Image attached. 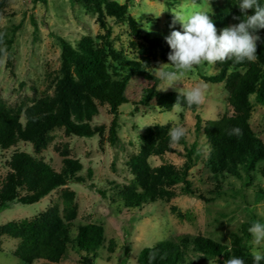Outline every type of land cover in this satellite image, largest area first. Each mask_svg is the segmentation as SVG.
I'll list each match as a JSON object with an SVG mask.
<instances>
[{"label":"rangeland","instance_id":"374dc122","mask_svg":"<svg viewBox=\"0 0 264 264\" xmlns=\"http://www.w3.org/2000/svg\"><path fill=\"white\" fill-rule=\"evenodd\" d=\"M116 1L122 3L124 0ZM201 8L209 12V1L191 3L189 0H129L128 13L135 19L141 34L165 38L173 30L182 31L179 22L174 28L169 27L172 12L189 15ZM6 13L0 17V27L16 26L9 52L0 57V98L7 105H27L32 99L52 95L53 79L59 63L56 36L63 37L73 45L82 36L94 37L101 33L95 13L71 0H7ZM104 19L111 30V47L118 55L117 59L106 57L105 70L112 77L129 74L130 69L119 60L138 57L135 48L129 44L134 37L128 34L123 22L107 16ZM161 64L168 63L161 61L156 55L147 71L155 75L161 70L156 69ZM163 68L171 70L172 66L164 65ZM214 72L213 65L205 63L186 73L182 83L176 85L177 88L184 87V90L206 85L205 102L194 106L193 111L188 109L183 96L179 98L182 110L172 107L178 98V92L173 88L166 92L159 91L162 96L156 103L147 106L134 104L138 87L133 75L129 74L125 89L128 102L118 105L114 114L109 112L107 104H96L97 110L90 123L103 125L101 147L98 146L96 135L87 138L65 135L60 127H54L48 132L50 141L36 156L59 170L61 157L54 147H65L68 156L80 162L77 174L83 177L84 182H70L66 185V190L74 194L72 203L75 206V216L68 222L71 241L66 245L65 256L56 261L36 258L30 264H79L78 259L83 251L75 247L73 239L80 224H98L103 229V239L93 252V264H119L125 249L127 254L122 264H136L139 250L159 240H177L182 235H201L230 246V235L240 234L242 222L254 216L264 223V197L253 203L256 189L264 191V175L259 170L264 159L256 164L254 170H239V174L223 172L218 175V184L204 167L208 146L200 132L195 134L194 114L199 115L202 125L205 120L231 113L222 83L206 82L199 77V74ZM160 85L159 80L156 89ZM248 99L251 104L249 127L264 145V106L257 104L252 95ZM112 118L117 137L114 144L108 142V128ZM155 123L167 124L170 128L176 125L187 128L186 145L194 141L201 150L199 159L187 171L191 186L200 191L203 197L212 196L214 189L223 191L224 196L204 201L182 194L179 184H175V194L168 199L160 198L138 207H125L122 204L114 186L127 183L131 178L125 160L129 154L139 150L145 127ZM172 147L173 152L150 156L149 164L154 166L171 163L180 166L184 160L182 145L175 144ZM13 148L0 152V176L6 171L3 161ZM16 148L32 153L28 142H19ZM63 189L65 188L53 189L33 203H7L0 210V224L29 219L52 205L57 206L62 214ZM97 190H103L104 196ZM251 206V212H248ZM178 212L181 216L177 215ZM251 241L249 233L246 247L250 255L254 247ZM16 242L17 239L6 235L0 237V264H26L12 254ZM180 248L182 262L179 264H218L221 259L220 256L206 257L193 250L189 243L181 244ZM256 250L263 252L264 246L257 247Z\"/></svg>","mask_w":264,"mask_h":264},{"label":"trees","instance_id":"16d2710c","mask_svg":"<svg viewBox=\"0 0 264 264\" xmlns=\"http://www.w3.org/2000/svg\"><path fill=\"white\" fill-rule=\"evenodd\" d=\"M35 1V0H32ZM81 4L95 13V20L101 33L91 37L82 36L73 45L63 37L56 36L59 46V63L53 82L52 95L32 99L25 105H7L0 98V152L14 147L3 161L6 171L0 176V210L9 202L29 204L37 201L51 190L65 188L61 193L64 203L62 214L57 206L52 205L29 219L6 221L0 224V237L6 235L17 239L12 254L20 261L30 264L36 258L56 261L65 256L66 245L71 239L68 235V222L75 216V206L72 203L74 194L66 190L70 182H84L77 172L80 162L68 156L67 149L54 147L61 157V166L55 170L49 163L36 156L50 141L48 134L54 127L62 128L65 135L78 137H98V146L102 145L103 125H91L92 116L96 113V104H107L109 112L114 114L118 105L128 102L126 83L129 74L133 75L138 87L134 104L150 105L156 103L162 95L156 90L159 81L157 76L149 73L147 68L156 55L169 63L168 54L171 49L164 37L141 34L135 19L128 13L129 0L122 3L116 0H71ZM176 1V0H173ZM199 3L200 0H189ZM210 11L207 12L213 20L218 33L220 29L232 24H238L243 15L238 8L240 0H208ZM264 6V0H259ZM169 4V3H167ZM7 0H0V17L5 16ZM253 14L251 10L247 13ZM111 17L126 25L127 32L134 39L129 44L135 48L137 58L124 59L120 62L130 69L129 74L110 76L105 70L106 57L117 59L118 55L111 47L110 27L105 17ZM16 26H2L0 33L4 34L0 48L7 53L11 46ZM261 40L257 42V56L254 62L244 61L235 64L232 60L213 65L212 74H199L206 82H221L231 107L230 114H221L215 119L205 120L194 114V131L200 132L208 146L204 167L218 184V175L225 171L239 174V170H254L256 164L264 159V145L258 139L248 124L253 100L264 106V29L257 33ZM98 40V41H97ZM156 54V55H155ZM3 54H0V57ZM194 106L188 109L194 110ZM115 121L111 119L108 128V142L114 144ZM240 128L241 136L229 135L233 128ZM167 124H152L146 126L141 134V145L136 153H131L125 160V165L131 174L127 183L115 184L118 198L125 207H138L157 199H168L175 194L173 186L179 184L182 194L210 201L214 197L224 196L223 191L213 190V195L203 197L197 189L191 186L187 171L201 155V150L193 141L186 145L185 138L179 141L183 148L184 160L180 166L171 163L150 165V156L173 152L170 143ZM19 142H28L32 153L16 148ZM264 175V164L260 167ZM88 187H90L88 185ZM104 196L103 190H97ZM264 197V191L257 188L253 203ZM252 206L248 209L251 212ZM178 216L181 214L178 212ZM256 221L254 216L240 224V234L230 235V246L201 235H182L177 240L163 239L152 245L142 247L136 258V264H149V254L155 253L151 264H179L182 262L181 244L189 243L193 250L206 257H221L218 264L230 256L242 258L245 264H253V257L248 253L246 242L249 238L248 228ZM261 222V221H259ZM263 223V222H261ZM103 239L101 225L86 223L77 226L74 237L75 247L83 254L79 256V264H93L94 250ZM179 240V241H178ZM124 257L119 264L126 258ZM264 252V251H263ZM264 264V260L260 262Z\"/></svg>","mask_w":264,"mask_h":264},{"label":"clouds","instance_id":"9594fccd","mask_svg":"<svg viewBox=\"0 0 264 264\" xmlns=\"http://www.w3.org/2000/svg\"><path fill=\"white\" fill-rule=\"evenodd\" d=\"M239 11L244 14L243 19L238 24H232L218 30L210 15L201 8L193 11L189 15L172 12L173 18L170 28H174L179 22L182 31L173 30L165 37L171 51L168 54V64H161L156 69H161L155 73L161 81L157 91H167L173 88L178 92V98L172 107L182 110L179 98L184 97L188 106H200L205 102L206 85H197L189 90L177 88L178 83H182V78L186 73L195 68L203 66L205 63L214 65L217 62L223 63L232 60L235 64L244 61L254 62L257 56V42L261 37L256 33L264 29V6L259 0H240ZM249 10L253 14L248 15ZM4 34L0 33V43L3 42ZM0 54L7 55L4 48H0ZM164 65H171V70L164 69ZM188 130L182 125H176L169 131L170 143L178 144L182 138H186ZM229 135L241 136L240 128H233ZM248 232L252 236L251 244L254 246L252 251L253 264H260L264 260V252L256 250L257 247L264 246V223L254 222ZM155 259V253L149 254V264ZM224 264H245L242 258L230 256Z\"/></svg>","mask_w":264,"mask_h":264}]
</instances>
